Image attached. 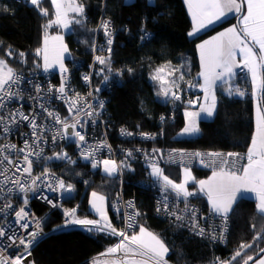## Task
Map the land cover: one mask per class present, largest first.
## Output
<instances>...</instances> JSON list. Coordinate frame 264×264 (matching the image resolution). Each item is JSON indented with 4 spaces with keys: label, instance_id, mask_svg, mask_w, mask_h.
I'll use <instances>...</instances> for the list:
<instances>
[{
    "label": "trees",
    "instance_id": "obj_1",
    "mask_svg": "<svg viewBox=\"0 0 264 264\" xmlns=\"http://www.w3.org/2000/svg\"><path fill=\"white\" fill-rule=\"evenodd\" d=\"M84 6V13L79 19L81 23H71V28L64 35L68 47V57L65 66L74 62L79 67L71 72L73 80L78 83L79 73L87 70L94 54L92 44L96 40L105 42L104 32L95 33L101 17L109 19L112 25V52L110 57L111 72L98 74L102 67L95 63L92 75V91L100 94L105 102V118L108 123V138L114 150L118 147L139 145L144 152L153 154L152 147L159 149L184 148L194 151H219L227 155L237 153L244 156L254 131V101L245 85V95L229 96L224 88L216 91L217 104L214 116L209 120L198 122L199 133L194 137L178 138L185 125L183 115L186 108H195L188 101L196 100V87L189 88L188 82L197 84L194 80L198 72L196 47L199 42L213 33L230 26L235 17H231L213 28L204 31L196 37H190L191 29L186 6L183 0H153L150 6L147 0H78ZM42 4L50 12L44 17L25 0H0V40L11 48L13 57L10 63L19 74H27L44 70L41 66V56H36L37 48L42 47L44 33L57 34L61 31L57 26L45 27L54 18V10L50 0H42ZM7 7V12L3 8ZM141 29L149 37L141 40ZM23 52L21 58L19 53ZM101 55L108 56V52ZM23 59V63H21ZM168 62L181 67L184 81H181V100L172 101L158 96V86L151 79L157 67ZM131 69V71H129ZM53 71L54 69H49ZM59 70V69H57ZM54 70V71H57ZM119 72L120 75L116 73ZM108 76L107 82L104 76ZM109 86L108 88H106ZM96 89H100L99 92ZM164 117V120H161ZM120 128L131 131H149L152 133L162 130L164 137L154 142L121 141L117 137ZM159 151L151 156V161L159 162L164 172L171 178L179 179V171L183 166L163 162ZM76 163L52 166V172L68 184L74 186L73 195L65 201L66 207L79 203L82 215H87L88 198L93 192L105 197L107 212H110L118 178L108 176L100 169L80 159L72 157ZM211 158L206 159L210 161ZM134 171L123 169L125 176L124 194L132 197L140 211L139 225H144L156 232L170 249L168 260L175 264H217L218 261H231L236 251L241 250L242 243L252 241L256 232L264 235V220L259 219L255 209V200L242 198L236 202L229 214V233L224 246L212 244L209 241L191 235L168 220L162 219L154 211L153 192L158 188L151 181L148 166L141 160L135 161ZM196 179L205 177L213 172L211 168L199 166L188 167ZM178 173V175H175ZM195 183L189 185L193 187ZM189 191H195L192 188ZM195 201V200H194ZM197 203L203 208L200 199ZM45 207L39 205L36 209L42 214ZM110 214V213H108ZM64 219L58 211H53L43 228L52 231L63 223ZM256 224V229L252 225ZM116 242L114 236L107 232H98L86 228L59 230L48 234L33 248L31 256L35 264H89V261L103 253ZM254 247H264V239L254 244ZM249 254L255 255L251 250ZM231 264H242L237 257Z\"/></svg>",
    "mask_w": 264,
    "mask_h": 264
},
{
    "label": "snow or ice",
    "instance_id": "obj_2",
    "mask_svg": "<svg viewBox=\"0 0 264 264\" xmlns=\"http://www.w3.org/2000/svg\"><path fill=\"white\" fill-rule=\"evenodd\" d=\"M25 3L34 6L41 16H50V12L43 6L42 0H25ZM147 3L151 6L153 0H147ZM185 3L193 21V31L189 32V36L194 35L201 28L214 24L222 17H226L229 12L240 14L238 27H230L211 40L198 45L201 62L199 76L203 79V84L188 82V87H199L204 92V103H199V98L188 101L193 107L199 103V110L190 111L186 109L184 111L185 125L180 133V135H193L199 132L197 118L200 117L201 113L207 117L214 115L217 102L214 88L224 86V91L229 96L235 94L242 97L245 95L239 88L232 87L230 83L235 75V68L242 67L250 73L254 100L257 95L258 82L264 83V76L261 74L264 70V0H243V4L240 0H185ZM51 5L55 18L49 20V23L45 26L46 28L56 24L67 29L73 22L81 23L79 17L84 13V6L78 0H51ZM244 5H246V11H242ZM8 10L7 7L3 8L4 12ZM70 13L74 14V17H70ZM101 27L106 38L108 56H95V62L102 66L98 74H103L105 69L107 72L112 71L110 57L113 40L111 39L110 21H103ZM141 33V40L148 39L149 34L144 29H141ZM50 41L57 42V44L50 47ZM92 48L94 52L105 50L104 48L97 49L95 43L92 44ZM257 48L258 52L256 51ZM50 52L52 53L51 56ZM68 52L69 49L64 45L62 36L49 37L47 34H45L43 47L37 48L35 52L36 56H43V69L45 72L49 71L53 65L59 67L61 73L60 85L58 87L49 86L48 94L51 96L54 92L53 99L64 101L68 110V117L64 118L46 105V98L42 94V88L39 84H33L36 95L34 97L29 96L39 105V112L29 111L26 114L20 107L12 106L13 101L23 99L24 90L20 88V85L24 82V78L9 63V60L13 57L11 51L4 52L3 57H0V138L7 140L9 135H14L16 132H19L23 138L21 147L11 142H0V198L4 199V203L0 205V213H3L4 221L3 224H0V243H3L6 239L9 243L5 247L22 246L27 255H31L30 249L38 243L42 235V218H37L28 211V193L37 195L43 192L38 181L53 192L71 193L74 190L72 184H66L64 180L55 177L48 167H45L40 175H35L33 172L36 161L46 163L49 160L57 159L76 163L63 151L55 153L51 157L44 156L42 142H47L49 134H51L53 144L56 143L57 138L74 141L77 148L81 150V158L91 162V167L94 169L102 163L103 171L110 177L116 175L121 169L134 171V168L127 161L119 163L112 159L97 161L95 152L106 147L105 143L102 142L96 146H84L86 137L77 130L87 123L81 117V114L83 113L91 123L95 124L96 119L94 117L100 116L104 104L103 101H100L98 105H94L79 93L69 95L70 86L67 80L69 68L64 63V54ZM19 56L23 58L24 53H19ZM237 56H239V60ZM20 62L23 63V59ZM116 74L120 75L119 72ZM82 79L86 83L90 82L91 74L83 76ZM150 79L158 86V96L166 100H181L180 92L182 88L180 82L184 81L181 67L172 66L171 62H168L157 67ZM104 80L107 82V75L104 76ZM29 83H31L30 80ZM96 91L99 92L100 89H96ZM88 96H92V93H88ZM45 114L50 123L38 122L37 117L45 118ZM164 119V117H161V120ZM22 124L28 127L30 132H23L20 127ZM121 132L122 134L132 135V133H125L123 129ZM142 136L146 139H154L146 133H142ZM137 151L140 150L137 149ZM158 152V149H153L154 154ZM176 155L175 152L169 154L168 161L176 163ZM184 155L183 152L179 153V163L183 166L184 174L183 181L179 183L174 182L165 175L158 161L149 163V175L158 185L160 192L156 210L158 213L163 212L167 216L174 217L176 221L180 222V226L183 225L186 219L190 220L189 227L197 235H210L215 240L218 238L217 235L213 234L215 230L213 229V233H207L205 228L199 225L198 220L206 218L198 217L196 210L189 203V197L198 195V193L189 191L186 187L191 177V171L186 165ZM192 155L199 158L204 167L215 165L212 175L207 180L197 182L199 193H204L207 196L212 214L220 216L226 224L233 202L237 198V193L246 191L256 194L255 209L259 214V219L264 220V114H262L259 107H257L256 132L252 136L251 145L247 151L248 163L243 166L242 174L231 168L226 170V166L230 165L238 156L237 153H228V159H220L218 162L215 159L205 161L199 152ZM126 156L131 158L133 153L127 152ZM207 156L215 158L221 156V154L209 152ZM163 158L161 154L160 159ZM22 177H27V179H22ZM13 194H22L23 204L18 210H13L14 224L8 220L7 211L13 209ZM37 198L43 199L53 207L58 206L46 195H37ZM176 201L183 203L182 209L176 208ZM104 202V196L93 192L89 203L99 219L76 218L75 210H72L64 213L67 218L64 226L79 225L89 230L95 229L98 232H107L120 237L119 242L101 254L111 257L107 264H166L165 257L169 252V248L164 240L142 225L139 226L138 232L132 233L117 229L108 218L104 209ZM126 208L133 210L124 214V224L127 229L136 225V218L140 216V212L135 210V205L131 201L127 202ZM31 221L35 222L34 230L29 231L32 226ZM256 227V224L252 225L253 229H256ZM18 231L26 233V235H20ZM224 231H226V228H221L219 232V239L221 240L224 238ZM262 239H264V235L261 232H256L251 242L240 245L241 250L235 252L232 261L240 257L242 264H249L250 261L252 264H264V247H259L258 251L254 247V244ZM248 249H251L255 255L249 254ZM23 259H26V256H16L15 259L11 260L0 256V264H22ZM96 264H99V262L97 261ZM228 264H231V261Z\"/></svg>",
    "mask_w": 264,
    "mask_h": 264
},
{
    "label": "built area",
    "instance_id": "obj_3",
    "mask_svg": "<svg viewBox=\"0 0 264 264\" xmlns=\"http://www.w3.org/2000/svg\"><path fill=\"white\" fill-rule=\"evenodd\" d=\"M16 2H20V0H15ZM110 21L109 19L103 18L101 17L99 19V22L96 26L95 29V33L96 35H98V33L100 31H103L101 25L103 23V21ZM111 25V23H110ZM111 33H112V25H111ZM112 38V35H111ZM106 40V39H105ZM96 48L100 49V48H104V51H97L94 52L93 57H92V61L90 63V65L87 67V70H84L82 72L79 73V77H78V83H76L71 75V72L73 71V68H77L79 67L80 63L74 62L73 65L66 66L69 68V72L67 74V80H68V84L70 86V92L69 95H74L75 93H79L81 96L85 97V99L89 102H91L94 105H98V103L100 101H103L104 107L100 112V116L99 117H94V119H96V123L93 124L91 123V121L88 120V117L84 116L83 113L81 114V117L87 121V123H85L82 127H79L77 130L80 131L82 134L85 135L86 137V143H85V147L87 146H96L100 143H105L106 147L100 148L95 152V159L97 161H102L104 159H112L117 161V163L121 162V161H127L128 163H130L131 167L134 165V163H136L135 161L137 160H141L145 165H149V163H155L153 161H151V156L154 154H150L147 153V156H141V152L142 154L144 153L142 151V148L139 145H134V146H127L126 148L118 147V150H114L113 146L111 145L109 138H108V123L106 120V112H105V102L103 97H101L100 94H94L92 91V75H93V69H94V65H95V56L96 55H101L102 52H107V45H106V41L105 42H101L99 43L97 40L95 42ZM236 77L239 80H245L244 78H249V73L247 71V69H244L242 67H239L236 70ZM91 74V80L90 82L86 83L82 77L85 75H89ZM22 75V77L24 78V82L20 85V88L23 89V99L18 100V101H13L12 106L14 107H20L22 111H24L26 114L29 111H40L39 105L36 103L35 100L30 99L29 96H35V90L33 88V84H39L42 88V94L45 96V102L46 105L51 108L52 110H54L55 112L59 113L60 116L62 118L64 117H68V110L67 107L64 103V101L62 100H55L52 98V96L55 95V93L53 92L51 94V96L48 94V88L49 86H53V87H58L60 85L61 82V73L59 70L57 71H47L45 72L44 70H38L35 72H29L27 74H20ZM29 80L31 81V83H29ZM109 86H107L106 88H108ZM235 88H239L241 91H244L243 87L241 85H237L235 86ZM92 93V96H88V93ZM249 91H246V93H248ZM79 106V105H78ZM38 122L41 123H50L47 119H46V114H45V118H41V117H37ZM69 119H71L69 117ZM22 131L25 133L30 132V129L28 127H26L25 125H21L20 126ZM59 127V126H57ZM124 130L125 133H132V135H127V134H122L121 130ZM71 130L69 129V132ZM142 133H146L148 134L150 137H154V139L149 138L146 139L142 136ZM117 137L120 138L121 141H125V140H129V141H142V142H154L157 141V139H162L164 137V132L162 130L152 133L149 131H131L128 128H120L117 131ZM0 142H11L13 144H16L18 147H21L23 145V138L21 137L19 132H16L14 135H9V137L7 138V140H3L2 138H0ZM43 143V154L46 157H51L53 156L55 153H60L61 151L66 152L68 154L69 157H75L76 159H80L82 161H84L85 163L91 164V162L89 161H85L84 159L81 158L80 155V149L77 148L76 143L74 141L71 140H66V139H60L57 138V141L55 144H53L51 142V134L48 135L47 137V142H42ZM153 149H158L159 151H163L162 155H163V162L165 163H169V164H173V165H178V166H182L179 163L180 160V156L179 153L183 152L184 155V160L186 161V165L187 167H192V166H199L201 168L204 169V166L201 164L200 159L199 158H195L192 154L199 152L202 154V156L204 157L205 161L206 159H208L209 157L207 156V153L212 152V153H220L221 156L219 157H215V158H211V159H215L217 162L220 159H228L227 155H225L222 152L219 151H194V150H187L184 148H174V149H159L158 147H152ZM137 149H139L140 151H137ZM127 152H132L133 156L131 158L126 156ZM177 153L176 155V163H170L168 161V157L169 154L171 153ZM234 153V152H233ZM147 157V159H146ZM68 161L65 160H57V159H52L45 162L42 161H36V163H34L33 166V172L35 175H40L41 172L43 171V169L45 167L50 168V170L52 169V166L54 165H60V164H65ZM244 162V158L243 156L238 155L235 160L233 162L230 163V165L226 166V170H228L229 168H231L232 170H236L238 171V169L240 168V166L242 165V163ZM215 167V165L209 166L207 168H211V167ZM51 173L52 172L51 170ZM55 177L59 178L58 176H56V174L54 173ZM117 180L119 182V187L112 199V203H111V213L108 214V218L111 221V223L113 224L114 227H116L119 230H123L126 231L128 233H132L135 232V229L137 227V225H139V217L138 216L136 218V225H134L132 228H125V224H124V214L125 212H131L133 211L132 209H127L126 208V204L127 202L131 201L134 203L135 205V210L139 209L137 208L136 204H135V200L132 197H126L124 194V180H125V176L123 174V169H121L117 174ZM22 179H27V177H22ZM62 179V178H59ZM63 180V179H62ZM65 181V180H64ZM66 184H68L65 181ZM38 184L40 185V188L43 189V192L37 195H46L50 200H52L56 205H58L57 207H53L51 204L47 203L46 201H44L43 199H39L37 198V195H34L32 193H28L27 199H28V211L33 214L35 217L37 218H42L41 220V228H42V235L41 238L39 239L42 240L47 232L44 231L43 229V223L46 221V219L49 217L50 213L53 211H58L61 213V215L63 216V223L62 225H60V227L56 228V230H70V229H74V228H81L82 226L79 225H68V226H64L65 222H66V217L64 215L65 212H69L72 210H75V217L76 218H88L91 219L87 216H80V214H78V205H74L71 207H66L65 206V201H67L68 199H70L73 195V191L71 193H62L61 191H56L53 192L49 189H47L46 185L40 183L38 181ZM195 192V191H193ZM154 195V211L156 214H158L162 219L168 220L169 222L173 223L174 225L185 229L186 231H188L191 235L203 239L205 241H209L212 244L218 245V246H224L226 244V239L229 233V217H227V223L224 224V221L222 220V218L220 216H216L214 214H212L209 211H204L203 208L200 206V204L197 203V199L198 196H192L189 197V203L190 205L196 210V215L198 217H204L206 219H199L198 223L201 227L205 228V231L207 233H213V229L215 230L213 234L217 235V239H212L210 235H205V236H200L197 235L195 233L194 230H192L189 227V224L191 223L190 220H185L183 222V225L180 226V222L176 221L174 217H170L165 215L163 212L158 213L157 212V202L160 199V192L157 189L154 190L153 192ZM195 200V201H194ZM4 203V199L0 198V205H2ZM12 203H13V209L11 210H7L8 211V220L11 221L14 224V217L12 215L13 210H18L19 207L23 206L22 204V194H13L12 197ZM35 203V204H34ZM176 208L177 209H182L183 208V203L181 201H176ZM41 205L45 207V211L42 214H38V212H36L37 207ZM140 212V211H139ZM178 214H180L178 212ZM3 213H0V224H3ZM32 226L29 228V231L34 230V221H31ZM221 228H226V231H224V238L221 240L219 239V232L221 230ZM7 230V229H6ZM18 234L20 235H26V233L23 232H19ZM114 236V235H112ZM116 239V242H119L120 237L114 236ZM38 241V243H39ZM9 242L5 239L3 241V243H0V256L3 257H7L8 259H15L16 256H26V259H23L22 264H35L34 261L32 260V256L31 255H27L24 252V249L22 246L20 247H5L6 244H8ZM36 243L31 249L30 252L32 253V249L38 244ZM114 244V245H115ZM105 253V252H104ZM102 254V253H101ZM98 255L99 257H103V258H111V257H107V256H103V255ZM167 264H173V263H167Z\"/></svg>",
    "mask_w": 264,
    "mask_h": 264
},
{
    "label": "crops",
    "instance_id": "obj_4",
    "mask_svg": "<svg viewBox=\"0 0 264 264\" xmlns=\"http://www.w3.org/2000/svg\"><path fill=\"white\" fill-rule=\"evenodd\" d=\"M51 1V0H50ZM184 1V4H185V6H186V10H187V14H188V18H189V20H190V24H191V29H190V31L189 32H192L193 31V21H192V17H191V15L189 14V11H188V7H187V5H186V3H185V0H183ZM125 2L126 3H131V2H133V0H125ZM240 2L243 4V0H240ZM242 11H246V5H244V7L242 8ZM70 15V17H74V14H72V13H70L69 14ZM237 15V16H236ZM234 16H236L235 17V21L230 25V26H227V27H225V28H223V29H221V30H219V31H217V32H215V33H213L211 36H209V37H207L206 39H204V40H202L201 42H199L198 43V45H200V44H203L205 41H209V40H211L213 37H215V36H217V35H219L221 32H225L228 28H230V27H233V26H239V17H240V14H238V13H235V12H229V13H227V15H226V17H222L219 21H216L214 24H212V25H209V26H207V27H205V28H201L198 32H196L194 35H192V36H190V37H196L197 35H199V34H201V33H203L204 31H207V30H209V29H211V28H213L214 26H216V25H218V24H220V23H222L223 21H225V20H227V19H230L231 17H234ZM237 19V20H236ZM53 25H55V26H57L58 27V29L61 31L60 33H57V34H47V33H44V38H45V34H47V36H49V37H53V36H57V35H59V36H62L63 37V43H64V45H65V42H64V35H65V33H68L69 31H70V28H71V24L69 25V28H67V29H64V28H61L59 25H56V24H53ZM189 34V33H188ZM44 38H43V41H44ZM43 41H42V47H43ZM57 44V42H51L50 41V47H52V46H55ZM198 45H197V47H196V55H197V59H198V72H197V74L195 75V79L194 80H196L197 81V84H203V79L199 76V73H200V71H201V62H200V51H199V49H198ZM41 47V48H42ZM256 51L258 52V48L256 49ZM52 55V53L50 52V56ZM67 57H68V53H65L64 54V63H65V60L67 59ZM237 59L239 60V56H237ZM41 60H42V67H43V56L41 55ZM239 68V67H238ZM238 68H235L234 69V73H235V71L238 69ZM50 69H54V70H57V69H59V67H58V65H53V67L52 68H50ZM262 76H264V70H262ZM231 85H232V87H234L235 88V85L238 83L236 80H235V75H234V77L232 78V80H231ZM218 85H219V82H218ZM246 85H247V89H248V91H249V93H250V95H251V97L253 98V96H252V81H251V75H250V73H249V78L247 79V81H246ZM224 88V86H218V87H216V88H214L213 89V91L215 92V94H216V91H217V89H219V88ZM196 89H197V92H198V94H197V96H196V99L197 98H199V103H204V92L203 91H201L200 90V88L199 87H196ZM226 93V92H225ZM234 96H238V95H235V94H233ZM241 97V96H240ZM253 101H254V131H253V135L255 134V132H256V118H257V107H259L260 109H261V112H262V114H264V83H259L258 82V84H257V95H256V98H255V100L253 99ZM199 103L195 106V108H186V109H188V110H190V111H198L199 110ZM216 104H217V102H216ZM185 109V110H186ZM184 110V111H185ZM216 110V109H215ZM214 113H215V111H214ZM214 116V115H213ZM212 116V117H213ZM212 117H207L205 114H203V113H201V115H200V117H198L197 118V126H198V122L200 121V120H209V119H211ZM181 133V132H180ZM180 133L178 134V138H187V137H194V136H197L198 135V133L197 134H193V135H180ZM252 135V136H253ZM251 141H252V138H251ZM251 141H250V145H251ZM249 145V146H250ZM249 148V147H248ZM247 151H248V149H247ZM247 151H246V153L244 154V156H243V158H244V162L242 163V165L240 166V168L238 169V173L239 174H242V168H243V166L244 165H246L247 163H248V160H247ZM191 171V177L189 178V180H188V189L189 188H192V189H194L195 190V192L196 193H198V198L200 199V201H201V204H202V206L207 210V211H209L210 212V207H209V205H208V201H207V196L204 194V193H199V186H198V181H200V180H207L211 175H212V172H210V173H208L205 177H203V178H201V179H196V177H195V175H194V173H193V171L192 170H190ZM175 175H178V173H176ZM182 175V173L180 172L179 173V179H180V176ZM184 176V175H183ZM171 178V177H170ZM172 180H175V181H177L176 180V178H171ZM178 179V180H179ZM192 183H195V185L193 186V187H189V185L190 184H192ZM242 198H250V199H253V200H255V202H257L256 201V194L254 193V192H246V191H240V192H238L237 193V198H236V200L233 202V206H232V208L234 207V205L236 204V202L238 201V200H240V199H242ZM104 209H105V211H106V207L104 206ZM232 210V209H231ZM231 212V211H230ZM230 212H229V214H230ZM96 213V212H95ZM107 213V212H106ZM97 214V213H96ZM229 214H228V216H229ZM141 226V225H140ZM142 226H144V225H142ZM148 231H150V232H152V233H154V234H156V235H158L156 232H154V231H151L150 229H148L146 226H144ZM138 230H139V227H138V229L135 231V232H138ZM159 237H160V235H158ZM161 238V237H160ZM162 239V238H161ZM165 242V241H164ZM166 246L168 247V245L166 244ZM169 248V247H168ZM169 255H170V249H169V252L167 253V255H166V257H165V260H166V264L168 263V262H170L169 260H168V257H169ZM111 258H103V257H94V258H92L90 261H89V264H96V262L98 261L99 262V264H107V261H109ZM228 262H230L229 260H220V261H218V263L217 264H228ZM252 264V263H251Z\"/></svg>",
    "mask_w": 264,
    "mask_h": 264
},
{
    "label": "rangeland",
    "instance_id": "obj_5",
    "mask_svg": "<svg viewBox=\"0 0 264 264\" xmlns=\"http://www.w3.org/2000/svg\"><path fill=\"white\" fill-rule=\"evenodd\" d=\"M55 18V17H54ZM53 18V19H54ZM6 51H11L12 52V50H11V48L10 47H8V46H5L4 44H3V42L0 40V57H3V53L4 52H6ZM13 53V52H12ZM14 55V54H13ZM9 63H10V60H9ZM11 64V63H10ZM11 66H13L12 64H11ZM41 66H42V60H41ZM172 66H176V67H178L177 65H172ZM14 67V66H13ZM15 68V67H14ZM236 72V71H235ZM245 80H240V78H239V80L237 79V77H236V73H235V80L238 82L235 86H237V85H241L243 88L245 87V85H246V81H247V78H244ZM181 83V82H180ZM188 110V109H187ZM109 159V158H108ZM88 164V163H87ZM89 165H91V164H89ZM160 167H161V165H160ZM98 169H100V171L103 173V174H105V175H107L104 171H103V164L102 163H100L99 164V166L97 167ZM162 168V167H161ZM163 169V168H162ZM148 170L150 171V169L148 168ZM179 172H181L182 173V175L180 176V179L179 180H177V181H175V180H173L174 182H177V183H179V182H182L183 181V179H184V174H183V167L181 168V170L179 171ZM165 173V172H164ZM149 174V173H148ZM165 175H167L166 173H165ZM168 176V175H167ZM169 177V176H168ZM150 178H151V181H153L154 182V180L152 179V177L150 176ZM170 178V177H169ZM171 179V178H170ZM118 182V181H117ZM118 187H119V182H118V184L116 185V189H115V191H114V195H115V193H116V191H117V189H118ZM186 187L188 188V185H186ZM113 195V196H114ZM91 200V196H89V198H88V209H89V212H90V214L88 213L87 215H82L81 214V211L79 210L80 208H79V203L78 204H76V205H78V214H80V216H87V217H89V218H91V219H99V217H98V215L95 213V211L92 209V207H91V205H90V203H89V201ZM111 203H112V201H111ZM106 205H107V201H106V199H105V202H104V206L106 207ZM106 210H107V207H106ZM107 212V211H106ZM107 213H111V207H110V212H107ZM140 218V217H139ZM138 222H139V220H138ZM140 225H137V227H136V229H135V231L138 229V227H139ZM33 250V249H32ZM231 261H232V259H231ZM168 263H170V262H168Z\"/></svg>",
    "mask_w": 264,
    "mask_h": 264
},
{
    "label": "clouds",
    "instance_id": "obj_6",
    "mask_svg": "<svg viewBox=\"0 0 264 264\" xmlns=\"http://www.w3.org/2000/svg\"><path fill=\"white\" fill-rule=\"evenodd\" d=\"M207 211V210H206ZM52 213V212H51ZM50 213V214H51ZM60 213V212H59ZM61 214V213H60ZM107 215H108V213H107ZM63 217V216H62ZM62 225V224H61ZM58 227H60V225L58 226ZM58 227H55L52 231H50V232H47V234H46V236L48 235V234H50V233H53V232H56V231H59V230H56V228H58ZM81 228H84V227H81ZM44 229V228H43ZM74 229H79V228H74ZM70 230H72V229H70ZM45 231V230H44ZM46 232V231H45ZM104 252H106V250L104 251ZM103 252V253H104ZM101 254V253H100ZM100 254H98V255H100ZM96 257H99V256H96ZM172 263V262H171ZM173 264H175V263H173Z\"/></svg>",
    "mask_w": 264,
    "mask_h": 264
},
{
    "label": "water",
    "instance_id": "obj_7",
    "mask_svg": "<svg viewBox=\"0 0 264 264\" xmlns=\"http://www.w3.org/2000/svg\"><path fill=\"white\" fill-rule=\"evenodd\" d=\"M237 20V19H236ZM252 262L250 261L249 264H251Z\"/></svg>",
    "mask_w": 264,
    "mask_h": 264
},
{
    "label": "bare ground",
    "instance_id": "obj_8",
    "mask_svg": "<svg viewBox=\"0 0 264 264\" xmlns=\"http://www.w3.org/2000/svg\"><path fill=\"white\" fill-rule=\"evenodd\" d=\"M35 204V203H34Z\"/></svg>",
    "mask_w": 264,
    "mask_h": 264
}]
</instances>
